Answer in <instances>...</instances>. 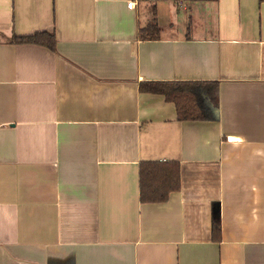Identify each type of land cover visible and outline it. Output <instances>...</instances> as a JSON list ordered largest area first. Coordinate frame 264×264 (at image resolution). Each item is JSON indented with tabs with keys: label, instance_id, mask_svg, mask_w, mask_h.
<instances>
[{
	"label": "crops",
	"instance_id": "1",
	"mask_svg": "<svg viewBox=\"0 0 264 264\" xmlns=\"http://www.w3.org/2000/svg\"><path fill=\"white\" fill-rule=\"evenodd\" d=\"M0 264H264V0H0Z\"/></svg>",
	"mask_w": 264,
	"mask_h": 264
},
{
	"label": "trees",
	"instance_id": "2",
	"mask_svg": "<svg viewBox=\"0 0 264 264\" xmlns=\"http://www.w3.org/2000/svg\"><path fill=\"white\" fill-rule=\"evenodd\" d=\"M158 34L159 28L156 20L151 22L150 25L142 31L144 39H158ZM11 40L15 44L29 43L42 45L51 51H55L56 38L54 33L51 32L40 31L23 37L14 36ZM201 86V84L197 83H140V89L142 91L159 93L164 95L165 99L174 101L181 120H200L206 118V114L201 109L202 98L198 91V88ZM210 98L212 97L210 96ZM155 166V164H145L141 166L139 179L141 181L140 195L142 202L163 201L167 198V193L170 190L179 187V178L176 175L177 179L170 185V188L167 191L158 192L161 187L154 179H152ZM215 225V228L219 231V222Z\"/></svg>",
	"mask_w": 264,
	"mask_h": 264
},
{
	"label": "built area",
	"instance_id": "3",
	"mask_svg": "<svg viewBox=\"0 0 264 264\" xmlns=\"http://www.w3.org/2000/svg\"><path fill=\"white\" fill-rule=\"evenodd\" d=\"M181 3H182V6H183V7H185V8L187 7V3H185V2H181ZM134 5H135L134 2L129 3V7H130V8H133Z\"/></svg>",
	"mask_w": 264,
	"mask_h": 264
}]
</instances>
